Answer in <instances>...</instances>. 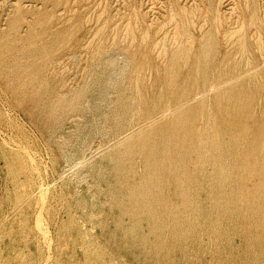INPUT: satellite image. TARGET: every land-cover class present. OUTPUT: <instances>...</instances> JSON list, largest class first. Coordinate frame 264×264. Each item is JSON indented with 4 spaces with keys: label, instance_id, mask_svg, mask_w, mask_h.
Returning a JSON list of instances; mask_svg holds the SVG:
<instances>
[{
    "label": "rangeland",
    "instance_id": "1",
    "mask_svg": "<svg viewBox=\"0 0 264 264\" xmlns=\"http://www.w3.org/2000/svg\"><path fill=\"white\" fill-rule=\"evenodd\" d=\"M247 78L264 95V0H0V260L14 243L29 264H69L98 240L104 264H236L207 233L214 185L190 194L205 220L176 227L160 211L124 208L104 161L187 107L215 110L219 86ZM254 117L264 125V108ZM128 162L135 188L145 167L139 155ZM132 225L125 254L114 240ZM160 237L178 242L169 257Z\"/></svg>",
    "mask_w": 264,
    "mask_h": 264
},
{
    "label": "bare ground",
    "instance_id": "2",
    "mask_svg": "<svg viewBox=\"0 0 264 264\" xmlns=\"http://www.w3.org/2000/svg\"><path fill=\"white\" fill-rule=\"evenodd\" d=\"M242 49L245 50L244 47ZM199 71L196 72V78L201 75ZM188 92L181 98L187 97ZM214 103L215 110H211L207 101H203L197 106L181 110L165 126L148 130L143 128L127 136L129 138L115 146L104 161L109 165L112 163L111 173L106 178L116 182L117 190L122 193L124 208L133 210L136 217L142 215L143 210L156 211V214L160 211L176 227L177 223L183 221L182 216L190 217L191 221L197 223L205 220L204 213L197 211L196 201L190 202V194L203 190L207 184L214 185L210 197L214 207L206 210L211 220L205 221L211 222L207 233L211 232L214 238H210V242L213 241L218 252L226 258H236V264H256L257 260L264 262V236L259 237L256 233L258 228L264 233V125H257L254 120L256 107L264 108L261 84L254 78H247L224 87L219 86ZM138 104L140 106L141 101ZM200 118L205 119L201 126ZM135 155L142 158L145 171L140 178V185L130 188L126 179L133 168L128 161ZM104 162L94 168L96 173H99ZM190 166L192 171L189 170ZM131 191L133 194L128 195ZM97 213L100 214V211ZM118 234L120 236L114 242L123 244L126 254V248L135 244L138 234L134 228L133 233ZM166 240L160 237L157 248L169 257L171 244L175 242L178 245V242L173 240L168 243ZM100 242L95 240L85 243L81 255H67L69 264H92L94 261L104 264L110 252ZM14 246L13 243V255L0 260V264H29L23 261L21 251L24 249ZM186 246L182 249L189 253ZM110 264L134 262L112 261Z\"/></svg>",
    "mask_w": 264,
    "mask_h": 264
}]
</instances>
